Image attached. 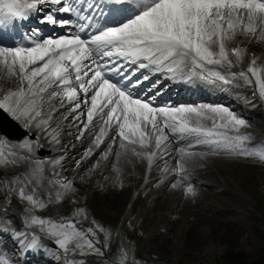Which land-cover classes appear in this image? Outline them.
<instances>
[{
	"label": "snow or ice",
	"instance_id": "obj_1",
	"mask_svg": "<svg viewBox=\"0 0 264 264\" xmlns=\"http://www.w3.org/2000/svg\"><path fill=\"white\" fill-rule=\"evenodd\" d=\"M46 3L58 7L55 14L47 12L42 22L70 30L73 27L70 17L58 15L74 11L65 0H0V23L11 18L27 19L29 12ZM109 3L116 7L127 5L128 0H109ZM133 3L131 16L90 37L75 34L44 39L32 46H0V69L5 73L0 80L15 82V87L0 84V112L8 114L25 129L50 137L54 144H60L62 122L70 115L79 122L76 139H82L99 117L94 145L99 147L108 132L115 129L111 144L115 145L118 137L119 149L146 160L149 168L158 158L171 154L167 143L169 134L188 140V149L204 145L212 151L264 161V145L245 146L251 140L240 131L247 126L246 121L229 108L154 106L155 96L145 100L132 91L150 79L149 75H143L142 79L132 80L141 69H148L153 75L162 74L163 79L183 82L199 78L223 84L233 83L236 77L252 84L250 74L258 85L259 96L264 98V68L256 67L254 56L246 71L230 72L247 54L245 48L232 46L239 37L249 42L257 39L264 42V0H133ZM78 27L80 31L85 30L84 25ZM113 73L121 79L114 80ZM229 73L233 79L229 78ZM81 117H86V121ZM8 144L7 139L0 137V165H15L21 160L31 161L33 165L23 181L20 177L15 180L22 185L16 190L19 198L32 206L29 212L45 208V201L36 195L45 171V161L33 159L34 153L43 147L38 136L19 145L26 150L23 157L14 151L6 152ZM91 154L90 148L86 155ZM108 154L104 153L105 159ZM178 154L180 160L171 171L183 178L187 172L185 158L197 154L184 147L178 149ZM62 159L51 162L54 169ZM163 171L167 173L170 169L166 166ZM54 175L58 177L59 172ZM33 179L37 187L28 192L27 183ZM180 182L172 187L176 188ZM49 183L58 184L61 189L55 193L56 200H61L63 194L72 189V182L66 179ZM186 192L194 194L190 185ZM75 215L87 219L83 210H77ZM29 223L55 237L56 244L65 253L77 250L84 253L86 249L100 253L99 239L89 237L103 232L110 238V233L94 220L95 228L86 230L78 228L75 219L53 222L31 215ZM18 236L28 241L25 247L29 250L42 247L41 238L35 235L29 239L21 232ZM0 264L19 262L0 253Z\"/></svg>",
	"mask_w": 264,
	"mask_h": 264
},
{
	"label": "rangeland",
	"instance_id": "obj_2",
	"mask_svg": "<svg viewBox=\"0 0 264 264\" xmlns=\"http://www.w3.org/2000/svg\"><path fill=\"white\" fill-rule=\"evenodd\" d=\"M61 34L67 35L66 33ZM249 46L254 47L257 51L256 67L264 68V44L257 39L249 43ZM247 59L248 56H245L242 62L244 71L251 64L248 63ZM249 76L253 81L249 85H253L255 78L251 77L250 74ZM247 84L244 81L242 86L244 85L245 88ZM258 103L264 104V98L259 96ZM256 107L253 106V109L258 112ZM235 110L238 111L237 115L243 116V110L242 112L239 109ZM245 121L253 123L256 122V119L246 117ZM260 121L261 119L258 118L256 122L257 131L249 135L251 137L249 142L259 141L261 145H264V122L261 123ZM16 123L23 130V136L20 139L26 142L31 140L32 133L27 134L24 127L18 122ZM66 131L70 135L73 127H69ZM165 131L167 132V130ZM77 132L78 129L73 131L74 138H76ZM12 138L16 142V139ZM169 140L171 139L169 138ZM167 143L171 154L158 158L155 161L156 169L151 171L159 177L166 174L163 171L166 166L170 169L171 175L178 176L171 171V169H175L172 167V163L176 159H171L175 156V147L170 141ZM7 152L12 151L8 149ZM208 153L213 154L214 152ZM42 155L38 151L34 153L33 158L44 161ZM226 159L223 163L211 165L212 172L202 173V175H209L213 180L220 183V186L205 182L203 184L191 182L196 188L208 191V198L203 199V202L200 203L201 209L208 217L197 219L199 225H196L195 229L190 228L194 222V217L182 215L181 211L176 210V203L171 201L160 203L164 199L163 178L143 183L142 176L137 178L133 170H127L125 174L123 172L124 180L118 183L116 187L118 193L114 189V194L118 199L115 202L116 209L112 213L110 209L106 210V207L101 205H98V207L100 206L98 211L95 210L87 193L89 181L81 184L72 180V189L69 190L71 196L59 209L52 208L51 202H45V208H35L29 212L32 207L29 202L20 199L17 193L14 194V198L15 203H19L26 210L24 216L27 224L30 225L28 231L39 234V238L45 237L51 240L55 247L48 246V248L58 253L62 249L56 244V238L42 231L38 225H31L29 223L31 215L50 219L53 222L75 219L77 227L83 230L91 227L94 220L96 224L110 233V238L105 236L103 232H98L97 237H89L94 240L99 239L100 243L97 244V247L100 248V253L87 249L81 253L77 250L69 258V264H122L123 261H126V264H226L224 254L229 251H242L248 255L249 259H255L263 245L262 237L264 236V161L256 157L245 156ZM7 168L8 171L12 170V173L16 170L12 165ZM204 170L207 171V168ZM0 176V178L3 176L5 179L7 177L3 174ZM56 180L59 179L56 178ZM105 181L107 179L103 177L99 185H94V190L101 185V188L97 190L96 197L105 191L102 189L106 185ZM29 184L27 183V186ZM54 188L59 189V185L54 184ZM43 189L45 188L41 186L37 188V198L41 199L40 195ZM9 192L10 190H7V194ZM208 202L212 205L210 210L206 207ZM217 206L222 209L221 212L216 211L215 207ZM77 210H83L87 219L75 215ZM45 215L47 217H44ZM212 217L215 219L213 222L216 225L207 222L206 219ZM218 225L230 226L235 229V233L223 239L224 228H220ZM101 236H104L103 241H101ZM41 243L44 245L42 241ZM89 260L92 262L89 263ZM19 264L22 263L19 262ZM40 264L42 263L40 262Z\"/></svg>",
	"mask_w": 264,
	"mask_h": 264
},
{
	"label": "bare ground",
	"instance_id": "obj_3",
	"mask_svg": "<svg viewBox=\"0 0 264 264\" xmlns=\"http://www.w3.org/2000/svg\"><path fill=\"white\" fill-rule=\"evenodd\" d=\"M65 2L66 4H69L68 0H65ZM57 7L58 6L56 5H51V4L46 3L42 7L38 6V9L39 8L43 9V12H45V14L49 11L55 14V9ZM69 14L70 13L68 14L62 13L64 18L70 17L73 23V27L70 30L60 28V30L57 32L56 35L52 31V33H48V34H51V36H49L48 38H56L60 36H70V35H75V34L81 35L79 27H78L79 22H77L78 18L73 17ZM63 17H60V18H63ZM26 30L31 33L30 38L34 36V39H37L38 34H36L35 32H31L28 28H26ZM40 31H43V29H40ZM18 33H21V31H19ZM60 33H66L67 35H62V34L58 35ZM48 38L46 37L40 38L36 42H42L44 39H48ZM242 40L246 44L252 43V41L249 42L248 40H245L244 38H242ZM262 43L264 44V42ZM237 65H238L237 67L235 66L232 69L243 68L244 66L243 63H239ZM145 74H152V73L149 70V71H146L144 75ZM4 75L5 73L3 69H0V77H3ZM137 76H141V75H137ZM229 78L233 79L230 74H229ZM153 81L155 82L153 83ZM165 81H168V82L166 83ZM216 82L212 83L210 80H208V82L205 85H201V83H199L197 79L196 80L191 79L189 81H187L186 79L185 82L184 81L182 82L179 79H163L162 74H156L149 80L148 83L144 82L143 85L139 86L137 89L133 88L132 91L135 94L140 93L141 97L143 94H145L146 95L145 100H147L149 96L156 94L155 90H158L160 87H162V88H165V89H162V90H165V93L157 99V102L154 104V106H165V105L193 106V107H200V106H206V105L224 106V107L229 108L235 115H237V111L235 110L237 108L235 107H238V109L241 112L243 110V114H242L243 116H240L243 119H245L246 117H252L256 119V122L258 118L261 119L260 121L261 123L264 122V118L262 120V118L259 117V113L253 109V103H255L254 100L251 101L247 98V93L245 91L244 85L242 86V83L244 82L243 78H240V77L234 78L233 83L226 84L225 87L227 88V90L223 89L221 91L215 88ZM157 83H159V87L155 88ZM0 84H4V86L6 87L7 86L15 87V82L13 81L0 80ZM170 99H173V100H171L170 102ZM82 110L86 111V109H84V106H82ZM81 120L86 121V117H81ZM256 122H253V123L246 122L247 126L244 128H241L240 130L241 133H246L247 135L256 133L257 131ZM78 124L79 122L74 121L71 115L69 116L68 120H64L62 122V132L59 138L60 144L65 142L64 144H66L67 146L63 148L60 154L58 153L56 156L48 158V161L45 163V171L43 174L44 179L42 183L40 184V186L45 188L43 189V192L44 191L50 192L49 200L51 201L52 208L59 209L61 208L62 205H64V203L68 201L69 196H71L70 194L71 191L65 192L61 200H56L55 193L61 190H57L55 188L53 189L54 183H49L50 181H55L52 173L56 170V167L55 169L53 168V165L51 163L52 161L63 157L65 161L62 159L61 164L66 163L65 168L70 171L72 170L73 167L77 169L79 172H78L77 177L74 180L78 181L81 184H85L88 181L91 182L92 180H94V175L97 173L98 168L100 167V164L101 165L103 164L102 166L106 165V172L103 177L106 178L107 181H105L106 185L102 187V189H104L105 191L101 192L99 197H96L97 190L101 188V185H100L96 190H93L91 192L92 195L90 199L94 204L95 210L98 211V208L100 207V206L98 207V205H101V206H105L106 210L110 209L112 213L113 211H115L114 209H116V206H117L115 205V202H117L118 197L114 194L115 191L116 193H118L116 189V187L118 186L117 184L124 180L123 174H125L126 171L131 168L130 162L133 163L132 166H134L133 168L136 171V176L140 175L143 172V170H145L147 166V162L146 160H142L138 157L133 156L131 153L122 152L118 146L119 145L118 137H117V143L115 144L116 146L115 147L112 146L111 140H112V137L115 135V129H112L111 135L109 138H106L99 147H96L93 143V140H94V135L98 134L99 117H97L93 121V127H91L89 131L86 132L85 137L81 141H78L76 138L73 137L74 135L73 131L78 129V127L76 126ZM69 127L71 128L73 127V131L70 133V135L66 131L67 129H69ZM25 130L27 134L37 133L35 131H29L27 129ZM5 138H10L9 133L5 135ZM48 138L50 139V137L44 136V139H48ZM170 139L171 140L169 141L175 147L174 148L175 156L171 158L172 160L174 158L176 159V161L172 163L173 168L174 167L176 168L177 163L180 160V156L178 154L179 148L184 147L186 148V150L196 153L197 155L191 158H185L184 164L187 169V173L185 174V177L182 178L181 176L171 175L170 171L163 175L164 199L163 201H160V203L168 202V201L176 203V208H177L176 210L181 211L182 215L183 214L185 216L188 215L187 217L192 215V217H194V222L193 224H191L190 228L195 229L196 225H199V222H197V219L199 218L203 219V218L208 217L206 216L207 214L200 207V203L203 202V199L208 198V194H207L208 191H204L203 189L196 188L191 182L194 181L196 183V182L207 181V182L216 184L217 182L213 181V179H211L209 175H202V173H208L209 171L212 172L213 169L210 168V166L215 165L217 163H223L224 161L227 160L226 158L236 159V158H242L243 156H240V155L236 156L233 154H225V153L210 154L208 152H212V151L207 146H204V145L198 146L197 150H191V149H188V147L186 146L189 144L188 140H181L178 137L175 138L172 136L170 137ZM60 144H56L57 146L54 149L52 147L50 148L49 145H44V146H46V148H50V150L52 151H57L59 149ZM13 146H16V147H13ZM90 146H93L92 148H97V152L90 159H86V157L89 156V155H86V150ZM109 149L111 150L109 151ZM10 150L12 152L13 151L16 152V155L19 157H23L26 152V150L20 148L19 145H17L16 143L14 144V142H11ZM197 151H201V152H197ZM105 152L109 153L107 159L104 158ZM201 153H203V155H199ZM77 161H79V165H77ZM9 165H12L13 168L16 169L14 173H12V170H9V171L7 170L8 169L7 167ZM32 167L33 165L31 161L25 162L23 160L18 161V163L15 165L13 164L0 165V175L3 174L7 176L6 179L0 178V204L2 203L0 205V214L2 212L4 215L8 214L9 207L12 205V203L10 202L9 204H7V201L15 200L14 194L17 193L16 190L22 186L21 184L15 183L16 178L20 177V179L23 181L25 177L28 176ZM96 168H97V171H96ZM205 168H207V171L204 170ZM12 177L13 179L12 181H10ZM177 181H181V182L178 184L176 188H173L172 184L177 183ZM3 182L4 184L2 185ZM96 182L98 183L97 180ZM100 183H101V180H100ZM189 185L193 188L194 194H188L186 192V189ZM35 187H37V184L35 185ZM7 190H11V193H12V195H10L9 197L7 195ZM215 197L217 196L215 195ZM211 206L212 205L210 204V202L206 203L207 209L210 210ZM215 209H217L216 211L218 212H221L222 210L218 206L215 207ZM9 219H13V218L9 216ZM206 220L208 223L212 224L214 223L213 221L215 219L212 217L211 219L209 218ZM214 224L216 225V223ZM218 226L220 228H224L223 239L228 238L235 233V229L230 226H224V225H221V226L218 225ZM214 229L216 230L217 227ZM37 237H39V234H37ZM43 247L44 246L40 247V250H42ZM47 254L48 256L51 255V252L49 249H48ZM100 264H103V263H100Z\"/></svg>",
	"mask_w": 264,
	"mask_h": 264
},
{
	"label": "trees",
	"instance_id": "obj_4",
	"mask_svg": "<svg viewBox=\"0 0 264 264\" xmlns=\"http://www.w3.org/2000/svg\"><path fill=\"white\" fill-rule=\"evenodd\" d=\"M224 259L226 264H264V244L257 260H249L248 255L242 251H229L224 254Z\"/></svg>",
	"mask_w": 264,
	"mask_h": 264
}]
</instances>
